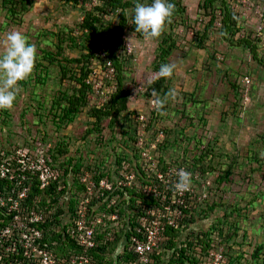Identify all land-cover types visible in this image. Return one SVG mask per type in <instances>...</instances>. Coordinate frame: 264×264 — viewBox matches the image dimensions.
<instances>
[{
  "label": "rangeland",
  "instance_id": "374dc122",
  "mask_svg": "<svg viewBox=\"0 0 264 264\" xmlns=\"http://www.w3.org/2000/svg\"><path fill=\"white\" fill-rule=\"evenodd\" d=\"M203 1L173 0L176 11L158 39H144L131 30L134 5L126 8L128 26L119 33L123 42L115 48L118 74L116 69L110 74L103 67L102 59L99 61L102 51L87 63L93 69L87 77L91 83L102 76L111 75L112 79L102 86V91L92 92V103L108 99L115 89L116 75L129 90L126 108L112 122L110 115L102 116L100 131L95 129L88 107L71 120L59 118L64 103L62 92L67 97L77 91L78 83L72 76L78 75L82 63L75 59L90 54L87 32L79 24L85 11L99 1L85 0L81 6L68 0H32L28 10L16 19L8 16V5L0 2V53L6 33L18 30L37 46L38 58L46 65L40 67L37 61L32 76L19 82L21 91L13 108L0 110V148L18 144L26 149L38 140L50 144L48 152L55 154L53 161L57 165L71 169L69 165L78 163L89 177L94 170L109 171L112 176L119 168L117 156L132 155L129 138L136 115L143 113L147 120L154 116L144 139L152 138L157 128L163 129V160L188 169L196 160V174L200 173V180L194 181V195L188 197V207L194 206L193 211L186 213L184 226L172 234V247L177 235L180 243L183 239L194 241V256L200 257L207 242L223 249L224 264H260L263 256L254 258L252 254L264 244V0H223L236 20L238 29L234 33L222 28L218 15L223 1L214 0L207 9ZM212 13L216 19L204 35ZM101 18L114 27L119 22V12L109 10ZM60 30L64 34L61 53L54 54L50 62L43 52L56 51V33ZM164 48V63L175 64L176 69L170 79L164 78L159 93L163 96L174 89L177 97L169 100L165 114L160 115L151 109L152 96L144 92L149 87L148 78H154L159 71L154 66L161 61ZM62 68L66 70L63 79ZM76 176L69 171L66 190L73 201H80L83 190L77 188ZM126 194L129 198L131 192ZM64 199L61 197L57 205L61 206ZM140 200L135 198L129 207Z\"/></svg>",
  "mask_w": 264,
  "mask_h": 264
},
{
  "label": "built area",
  "instance_id": "2783aa9c",
  "mask_svg": "<svg viewBox=\"0 0 264 264\" xmlns=\"http://www.w3.org/2000/svg\"><path fill=\"white\" fill-rule=\"evenodd\" d=\"M106 64L111 74L114 69L110 61ZM94 81L97 82H92L93 90L97 93L102 79L95 78ZM87 82L91 83L90 80ZM149 119L143 113L136 115L138 129L130 156L135 168L124 160L117 172H113L112 179L102 177L95 180L87 174L80 176L79 182L85 184L83 196L76 204L74 213H70L69 206L63 207L64 212L52 226L56 234L54 238H51L52 232L49 229L46 232L48 216L52 211L46 216L42 211H29L23 207L27 187L5 188L7 192L3 193L0 191V264H97L89 255V251L98 245L96 236L99 234L103 238L105 234L107 239L112 240L114 232L119 237L115 249L123 242L122 254L127 261L119 259L122 254L114 256V249L112 264H224L225 254L221 248L209 247L204 253L200 251V257L192 254L189 260L195 263H190L187 259L184 262L178 261L180 252L176 247L168 249V243L173 239L172 234H176L184 226L188 197L194 195V181L200 180V176L196 174L197 171L191 172L190 191L183 194L173 191V184L177 180L176 172L181 168L189 170L160 159L164 140L162 130L156 132L155 137L148 136L144 139L149 135L146 129ZM36 145L37 152L32 155L18 147L10 152L0 148V176L12 178L15 173L20 175V172L29 169L36 171L42 186L58 179L60 169L49 164V158L44 154L50 144L37 141ZM19 166L21 171L16 172ZM24 176L22 174L21 178ZM202 185L204 184L201 183V187ZM125 188L139 189L153 198V202L147 205L140 200V210L133 216L134 210L129 209L130 196L127 197ZM114 190L124 192L127 199L122 207L129 213V217L125 214L124 218H119L118 194L111 195ZM93 199L97 202L90 205ZM178 239L176 235V244ZM203 255L206 256L203 258Z\"/></svg>",
  "mask_w": 264,
  "mask_h": 264
},
{
  "label": "trees",
  "instance_id": "16d2710c",
  "mask_svg": "<svg viewBox=\"0 0 264 264\" xmlns=\"http://www.w3.org/2000/svg\"><path fill=\"white\" fill-rule=\"evenodd\" d=\"M31 1L32 0H0L2 5H8L7 6L8 16H10V18L12 19H16L15 17L19 13L28 10V7L30 6ZM68 1H72L74 2V4H80L81 6L84 5V2H85V0H68ZM98 1L99 2L97 4H94L93 6H91L85 11L83 15L84 17L79 24V27L82 30L85 29L86 30L85 32H87L85 37L90 42L87 48L90 54H85L83 55L82 58L75 59L76 62L82 63L81 66L79 67L78 75L75 74V76H72V79L77 80V83H78L77 91L76 93L70 94L67 97H66V94L62 92L63 96H61V99L64 100V103L60 106V102H55V105L61 107L62 115L59 116V118L66 119V120L67 119L71 120L75 113H77L84 107H88L87 113L90 114V116L94 119L93 122H94L95 129L100 131V122H101L102 116L110 115L111 122H112L114 121V119L118 117L120 112L126 108L127 102L129 99V90L123 87L121 77L119 75L118 76L116 75L115 89L112 92H110L108 99L101 101L100 104L92 103L90 96L91 95L94 96V94H92V92H94L93 83H88L87 77H89L93 69L90 66H88L87 63H89V58L91 56H94V54L98 51H102L103 54L101 58H99V61H101L102 59L103 67L107 69V71L109 72L106 62L110 61V65L113 67L114 70L116 69L117 74H118V72L120 71V64H119V57L115 52V48L118 45L117 44L118 42H121V43L123 42V40L119 36V33L123 31L126 26H128L124 11L129 5L131 4L134 5L137 2V0H98ZM140 1L141 0H139V2ZM169 2L172 3L173 0H170ZM213 2L214 0H204L202 6L205 9H207L209 6L213 4ZM109 10H111L112 12H116V11L119 12V22L114 27H111L110 25H106V23L101 18V14ZM133 16L134 14L131 16L132 23H130L129 26L131 30L135 31V25L133 24ZM218 16L221 17L220 20L222 22V28L225 29L226 31L231 30L232 31L231 33H234L238 29L236 27V20L233 19V14L230 13L224 1H223V7L221 8ZM215 19H216V15L212 13L210 16L209 22L207 23L206 28L204 29V35H206L208 31V27L212 25ZM53 34L54 33L52 32L50 35H53ZM56 34L58 35V41L55 44L56 51L53 52L50 50H44L43 52L44 58L50 62L55 59L53 58L54 54L59 55L61 53V42H62L61 40L64 38V34L62 30H60ZM69 37L72 38V36H69ZM240 41L244 43L250 42L246 38L245 39L242 38ZM165 53H167V50L164 48L162 52H160L159 59H161V61H158L157 64L154 66L156 69H159L160 65L164 63ZM37 61H38L37 63L38 66L40 67L44 66L46 68V65H43V63L39 60V58H37ZM58 61L61 62L60 60ZM114 70L111 73L114 74ZM65 71H66L65 68H62L61 79L65 78ZM37 76L39 79H42V75L37 74ZM101 79H102V84H101V87L99 88V92L102 86H104L106 82L112 81L111 75L107 77L102 76ZM42 80H44V78ZM163 81H164V78H160L156 80L154 84H152L151 86L147 88L144 94L146 93L147 96H151V92L153 88L156 89L157 92H159L160 89L163 87ZM88 103H90V106H87ZM153 113L155 115V112ZM153 118L154 116L150 117L149 122L147 123L146 129H150V127L152 126L153 122L151 120ZM137 129H138V125H137V122L135 121L134 128H133V134L129 138V140L132 143H133L134 137L136 136ZM160 130L163 131V129L157 128L156 132ZM37 141L38 140H36L35 142ZM17 147L20 149L22 148L18 144H15L11 147H4L1 149H4L5 152L6 151L10 152V151H14V149ZM33 148L35 151H33ZM132 148H133V145H132ZM22 149L27 150L28 154L32 155L33 153L37 152L38 147L36 144L33 143L32 146H26V149L25 148H22ZM48 151L49 149L44 151V154L48 156L49 158L48 163L49 164L52 163L51 165L57 166L58 169L62 171L58 179L51 181L47 186H42L41 180H39L36 175L37 174L36 171H29V169H27L26 171L20 172V175L15 173L12 178H6V177L0 176V191L3 193V191H5V188L21 189L22 187H27V192H26L27 196L22 201L23 207L29 211L30 210L42 211L46 214V216L48 215V212L52 211L50 216H48L46 232L51 231L52 232L51 238H54L56 234L53 231L54 228L52 226L57 221V218L59 217V215H61L64 212L63 207L69 206L70 213H74L76 204L79 202V200L73 201L71 197L68 196V192L66 190L68 181L66 177L70 170L74 171L77 174L76 182L79 183L77 188L80 190H83L85 189V184L82 182H79V178L80 176L83 175L84 169L81 166V164H78V163L76 166L74 164H73L74 166L69 165L71 169L65 167L64 164L57 165L54 163L55 160L53 161V159H55V154L53 152H48ZM160 159L163 160L162 147H161ZM124 160H127L128 162H130V165L133 168H135V165L132 162V160L130 158H127V156L125 155H121V156L118 155L115 160V163L120 168ZM199 160H200V157H199ZM195 161L196 160L193 161V165L191 168L189 169L187 168L190 172L198 171V170H195L196 165H197ZM201 170L203 171L202 167H201ZM19 171H21L20 166L16 172H19ZM116 172H117V169H116ZM22 174L25 175L23 178H21ZM91 176L95 180H98L99 178H102V177L112 179L109 171L106 172L105 170L104 171L94 170L93 173L91 172ZM125 191H127L128 193L131 192L130 202H132L135 198L141 199L147 205L153 202V198L146 196L139 189L129 190L128 188H125ZM115 194H118L117 204H119V207H118L119 218L120 219L124 218L125 214L127 215L126 217H129L130 216L129 213H126L124 211V208H123L124 206L122 207V203L124 204V202L126 201L124 192L122 190H114L111 193V195H115ZM61 197H64L65 199L63 200L61 206H58L57 204ZM96 202L97 200L93 199L90 205L95 204ZM104 205L105 203H103L102 207H104ZM132 207H133L132 210L136 211V213L132 211V215L134 216L137 214V212H139L140 206L137 204V205H133ZM132 207H129V209ZM193 208L194 206H190L186 210L187 212L191 211L192 213ZM47 229H49V231ZM113 235H114V239L112 240L107 239L105 234H103L104 236L103 238L99 234L96 236L98 245L94 249H91L89 251V255L91 256L93 261H95L97 264H112V259H113L112 252L114 251L115 245L117 244V241L119 238L115 232L113 233ZM177 244H179V247L176 249L177 251L180 252L178 259L180 261H182V259H187L188 262L195 263L189 260V258H192L193 256L191 253L192 250L195 251L194 241L183 239L181 241V244L180 242H178ZM173 245H174L173 241H170L168 243V247H172ZM204 245L205 246L203 247V252H205L209 247H212L211 243L209 244L206 242ZM252 255L254 256V258L259 257V255H262L263 259H262V262H260V264H264V244L261 243L260 245H258L255 248ZM119 259L120 260L124 259L125 262L127 261V258L124 254H122L121 257H119ZM157 260H160V258H157ZM171 262L173 263L174 260L172 259Z\"/></svg>",
  "mask_w": 264,
  "mask_h": 264
},
{
  "label": "clouds",
  "instance_id": "9594fccd",
  "mask_svg": "<svg viewBox=\"0 0 264 264\" xmlns=\"http://www.w3.org/2000/svg\"><path fill=\"white\" fill-rule=\"evenodd\" d=\"M176 11L174 3L169 0H152L151 3L134 4L133 24L135 32L144 39H158L170 24ZM3 52L0 53V110H10L14 106L17 95L21 91L19 82L29 79L35 69L38 58V49L29 42L28 37L21 31L13 30L6 33L2 42ZM176 65L162 63L154 78H148L149 86L160 78L170 79ZM151 105L158 114H165V107L169 100H175L177 93L169 89L163 96L152 89ZM264 155V153H262ZM177 180L173 184V191L179 194L188 192L192 186V173L181 168L176 172ZM123 252V242L115 249L114 256L118 257Z\"/></svg>",
  "mask_w": 264,
  "mask_h": 264
}]
</instances>
